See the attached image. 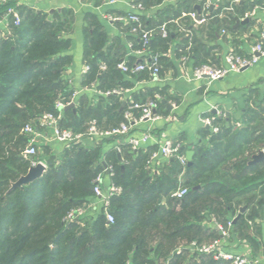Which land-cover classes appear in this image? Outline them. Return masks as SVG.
I'll return each mask as SVG.
<instances>
[{
  "label": "trees",
  "instance_id": "obj_1",
  "mask_svg": "<svg viewBox=\"0 0 264 264\" xmlns=\"http://www.w3.org/2000/svg\"><path fill=\"white\" fill-rule=\"evenodd\" d=\"M139 1L149 6L162 0ZM14 3L0 0V19ZM178 5L195 10V0H179ZM177 16L163 19L160 24H166L167 36H161L159 26L154 28L157 43L150 39L146 47L159 55V64L169 46L170 27L189 30L185 43L194 42L190 22L182 17L176 25ZM89 18L93 29L85 48L88 70L82 85H95L103 93L119 89L121 61L105 56L106 36L96 16ZM72 22L69 13L47 18L26 10L18 26L10 25L0 35V264H233L196 251L192 243L221 238L217 225L226 228L228 220L239 216L232 222L231 234L251 247L257 245L254 236L260 235L264 220V158L252 160L264 150V104L249 106L239 127L211 117L218 131H210L209 147L188 150L173 140L181 144L182 153L192 152L185 165L168 158L158 168L152 167L150 157L156 148L131 150L123 143L119 151L114 147L103 153V143L113 137H102L93 147L69 143L58 155L48 146L35 144L36 154L27 157L23 151L30 135L23 132L24 126L31 123L38 128L43 113H55L56 101L72 98L74 89L64 77L72 62L66 53ZM137 46L141 50L140 40ZM194 52L198 65L213 64ZM78 102L74 111L63 109L60 127L85 133L88 121L94 119L97 129L105 131L123 120L126 105L121 106L120 97L99 95L89 105L82 99ZM39 160L45 163L41 177L12 187ZM107 168L110 182L121 189L109 198L108 211L114 218L109 224L103 211L89 210L95 178ZM182 186L187 194L173 198L171 193ZM81 208H87V213L65 219L67 213Z\"/></svg>",
  "mask_w": 264,
  "mask_h": 264
},
{
  "label": "crops",
  "instance_id": "obj_2",
  "mask_svg": "<svg viewBox=\"0 0 264 264\" xmlns=\"http://www.w3.org/2000/svg\"><path fill=\"white\" fill-rule=\"evenodd\" d=\"M233 1L235 0H195V10L189 12L179 7V0H162L159 4L143 6L142 10L136 11L146 29H156L163 19L178 15L174 23L178 25L182 17H186L195 32L193 44L188 45L184 38L190 35L189 30L175 31L174 27H170L169 46L163 51L160 61L162 70L160 79L153 80L141 72H122L119 83L122 85L119 88L121 93H111L116 99L120 97L121 106L130 100H149L160 93L158 94L160 103L155 110L157 117L153 120H140L138 112H135L136 120L131 123L129 131V136L147 137V142L142 147L156 148L154 151L157 153L156 156L150 157L152 167L158 168L166 160L157 151L164 139L178 140L186 145L188 150L198 145L209 147L211 128L203 121L206 116L222 119L220 123L223 125L231 122L239 127L249 106L260 102L264 104V55L256 64L239 72H230L219 80L194 79L192 76L194 68L199 64L197 57L192 56V51L196 50L194 53H199L201 58L222 66L224 57L229 52L248 56L254 44L259 42L264 45V0H237L236 4H232ZM138 2L140 1L22 0L21 3L25 5L20 9L22 19L26 10L46 14L47 18H53L55 14L62 16L63 12L73 17L68 34L71 43L66 50V53L71 55L72 62L64 77L76 92L74 110L75 104L77 106L81 99L89 105L99 95L110 96L96 89L95 85H82L85 75L83 72L85 48L93 29L90 14L96 16L100 23L99 30L106 36V42L102 47L105 56H114L120 61L134 64L145 60L152 53L151 48L139 51L138 36L130 34L124 22L111 21L106 17L107 15L125 17L135 11L132 5ZM207 3H210L209 7L203 8ZM191 13H194L198 20L193 19ZM244 13H248V17H244ZM201 17L204 18L202 21L199 20ZM244 19L248 21L237 24V21ZM9 28L8 21L0 23V35L9 31ZM155 38L154 33L151 42L155 41ZM158 47L157 44V50ZM101 62L99 61V64ZM33 136L36 145L48 146L52 154L58 155L64 146L68 145L57 140L47 128L38 127ZM126 137L128 136H114L109 142H104L102 152L107 153L116 148V144L122 140L120 143L127 145L124 142ZM101 138L96 135H84L79 142L93 147ZM102 176V188L106 189L110 184L109 173L105 171ZM99 204V198L94 196L89 203V210L97 212ZM231 231L232 227L228 231V237H222L220 234L221 238L216 239L220 250L246 257L250 261L249 264H264V220L260 224V235L254 236L257 241L254 247L234 237Z\"/></svg>",
  "mask_w": 264,
  "mask_h": 264
},
{
  "label": "built area",
  "instance_id": "obj_3",
  "mask_svg": "<svg viewBox=\"0 0 264 264\" xmlns=\"http://www.w3.org/2000/svg\"><path fill=\"white\" fill-rule=\"evenodd\" d=\"M3 2L9 0H2ZM15 3L7 8L6 12L4 13L2 19H0V23L8 21L10 25L18 26L21 22L22 16L18 9V6L21 5L22 0H13ZM237 0L233 1L232 4H236ZM210 3L204 5L203 8H208ZM144 7L142 3L138 2L132 5V9L135 11L129 13L127 16H110L107 15V19L111 21H122L125 25H130L128 29L130 34L137 35L141 42V50L139 51H146V47L150 42L153 30L146 29L141 21V18L136 11L142 10ZM248 13L244 14V17H248ZM193 19H197V16L194 13H191ZM204 18L201 17L199 20H203ZM182 30L185 31L183 28ZM158 31L160 32L162 37L167 36V29L166 24L163 23L158 27ZM8 32V31H7ZM264 38V35H263ZM264 55V45L262 43H256L251 47V54L250 55H239L234 52H229L224 57V65L217 66L215 64H201L194 68L192 76L194 79H203L206 78L209 81L219 80L229 74L230 72H239L245 68H248L254 64H256L261 56ZM117 67L122 72H131V73H139V72H146L148 76L153 80L160 79V64H159V55L158 54H151L145 60L141 62H136L131 64L130 66L127 65L126 62L121 61ZM101 68H104L102 65ZM88 70V66H84L83 72L85 73ZM120 94L121 90L114 89L112 91L106 92V94ZM76 98V92H73L72 98L65 102L63 100H58L55 102L54 112H46L40 116L38 127L47 128L52 132V135L59 141L63 143H77L79 142L84 135H96L99 137H114V136H124L127 135L124 142L130 146V149H137L142 147L147 142V137L145 135L136 137V136H129L130 128L132 127V122H135L134 114L138 112V119H146V120H153L155 119L156 113L155 110L158 105L159 96L155 95L154 98L145 101H134L130 100L129 102H124L123 104L126 105V108L123 112V120L119 123L118 127L113 128L111 130L101 131L98 130L96 127V121L94 119L88 121L87 130L85 133H74L72 130L67 128H62L59 125V120L62 116V111L65 109L67 105L73 103ZM204 123L211 128L213 133L218 131V128L215 126H211L212 118L205 117L203 119ZM37 131V126L35 127L33 124L28 123L24 126L23 132L30 135L29 144L23 151V154L27 157H33L36 154V146H35V138L33 134ZM123 141V140H122ZM120 141V142H122ZM118 142L116 144V149L119 151L120 147ZM181 144L179 142H175L172 139H164L158 147V153L164 158H177L182 165H185L188 160L186 158V154L182 153L180 149ZM156 152L152 154V157L156 156ZM37 163H42L45 165L43 161H35L32 163L31 166L36 165ZM107 170H109L107 168ZM110 173V170H109ZM103 176L102 174H98L95 178V185L93 188L94 196L99 198V210L105 213L106 223L113 222V215L108 211V204L110 196L117 194L120 192V187L112 184L110 182L109 186L106 189L102 188ZM188 192L186 187H179L178 189L174 190L171 193V196L175 199H182ZM88 211L87 208L85 209H78L77 212L70 211L65 216V219L72 218L73 214L84 215ZM232 225V219L227 221V227H222L218 225L217 228L220 230V234L222 237H228L230 229ZM196 251L201 253H214V258H222L225 260H232L233 264H249V260L246 257H242L239 255H234L230 253H224L220 250L217 240H214L211 244H202V245H195Z\"/></svg>",
  "mask_w": 264,
  "mask_h": 264
},
{
  "label": "water",
  "instance_id": "obj_4",
  "mask_svg": "<svg viewBox=\"0 0 264 264\" xmlns=\"http://www.w3.org/2000/svg\"><path fill=\"white\" fill-rule=\"evenodd\" d=\"M247 21H248V19H244L243 21H237V24H239V22L245 23ZM67 109H73V111H74V103H70L69 105H67L65 107V110H67ZM191 155H192L191 151L186 152V158H187L189 163L191 161ZM263 157H264V152L259 151L253 157V162L258 161V160L262 159ZM44 171H45V165H43L42 163H37L34 166H30L27 173L25 175H22L21 177H19V179L12 184V187L23 186V185L29 184L30 182L41 177V175L44 173ZM106 172L109 173V170L106 169ZM245 209H246L245 206L241 207L240 213H243L245 211ZM238 217L239 216L235 217L232 222L235 223L237 221Z\"/></svg>",
  "mask_w": 264,
  "mask_h": 264
},
{
  "label": "rangeland",
  "instance_id": "obj_5",
  "mask_svg": "<svg viewBox=\"0 0 264 264\" xmlns=\"http://www.w3.org/2000/svg\"><path fill=\"white\" fill-rule=\"evenodd\" d=\"M211 126H213V123H211ZM215 127H217V124L215 125ZM41 149V148H40ZM220 225V224H219ZM218 226V225H217ZM226 227H227V223H226ZM229 231V230H228ZM211 243H213V242H210V243H203V244H211ZM202 245V244H201ZM208 254H211L212 255V257H214V253H208ZM230 261H232V260H230Z\"/></svg>",
  "mask_w": 264,
  "mask_h": 264
}]
</instances>
